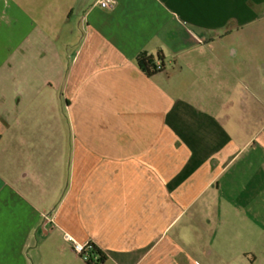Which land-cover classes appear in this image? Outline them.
Wrapping results in <instances>:
<instances>
[{
  "label": "crops",
  "instance_id": "crops-1",
  "mask_svg": "<svg viewBox=\"0 0 264 264\" xmlns=\"http://www.w3.org/2000/svg\"><path fill=\"white\" fill-rule=\"evenodd\" d=\"M66 235L258 264L264 0H0V264H87Z\"/></svg>",
  "mask_w": 264,
  "mask_h": 264
},
{
  "label": "built area",
  "instance_id": "built-area-1",
  "mask_svg": "<svg viewBox=\"0 0 264 264\" xmlns=\"http://www.w3.org/2000/svg\"><path fill=\"white\" fill-rule=\"evenodd\" d=\"M98 5L101 8L107 9L113 5V0H98ZM156 71H162L164 69L163 64L158 61L156 63ZM65 240L72 244L74 252L86 263L96 264L98 262V256L94 255L91 243L80 244L74 240L70 235L65 236Z\"/></svg>",
  "mask_w": 264,
  "mask_h": 264
},
{
  "label": "trees",
  "instance_id": "trees-1",
  "mask_svg": "<svg viewBox=\"0 0 264 264\" xmlns=\"http://www.w3.org/2000/svg\"><path fill=\"white\" fill-rule=\"evenodd\" d=\"M162 57H158V61H160L162 63ZM139 64L142 67V69L148 74V75H154L157 72L160 71H156V64L153 60V58L151 57H146V56H142L139 60ZM163 71V70H162ZM92 245V250L94 255L98 256V262L96 264H103L106 260L105 255L93 244ZM87 264H91V263H87Z\"/></svg>",
  "mask_w": 264,
  "mask_h": 264
},
{
  "label": "rangeland",
  "instance_id": "rangeland-1",
  "mask_svg": "<svg viewBox=\"0 0 264 264\" xmlns=\"http://www.w3.org/2000/svg\"><path fill=\"white\" fill-rule=\"evenodd\" d=\"M63 242H65L66 243V241H65V237H60V238H58L57 240H56V245H63ZM52 243H50V245H51ZM258 257H259V262H258V264H264V253H259L258 254Z\"/></svg>",
  "mask_w": 264,
  "mask_h": 264
}]
</instances>
